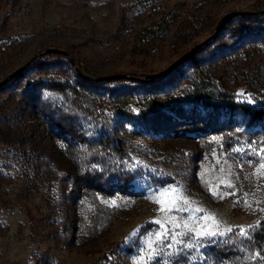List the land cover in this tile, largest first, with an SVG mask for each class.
Here are the masks:
<instances>
[{
  "label": "rangeland",
  "instance_id": "obj_1",
  "mask_svg": "<svg viewBox=\"0 0 264 264\" xmlns=\"http://www.w3.org/2000/svg\"><path fill=\"white\" fill-rule=\"evenodd\" d=\"M263 8L0 0V79L47 46L67 49L87 74H129L84 81L52 52L0 89V264H138L149 241L156 253L144 264H264L255 256H264V111L255 114L264 108V15H236L214 34L226 12ZM122 16L126 30L113 39ZM158 23L159 36L141 43ZM206 38L196 62L146 81ZM173 189L181 210L167 211L169 196L162 212L155 201ZM205 215L232 232L196 238L184 226L211 225Z\"/></svg>",
  "mask_w": 264,
  "mask_h": 264
},
{
  "label": "snow or ice",
  "instance_id": "obj_2",
  "mask_svg": "<svg viewBox=\"0 0 264 264\" xmlns=\"http://www.w3.org/2000/svg\"><path fill=\"white\" fill-rule=\"evenodd\" d=\"M261 168L264 169V164L261 165ZM228 187H233V185L231 184H228L227 185ZM214 195L216 193H213ZM172 197L170 203L167 204V211L168 212H171L173 210L175 211H180L181 209L179 207H177V203L178 201L181 199L177 194H176V190L173 189L171 190L170 192H167V193H162L161 194V197L162 198H158L155 202L160 204V210L162 212H164L166 210V201H165V197ZM185 204L187 203V201H183ZM196 212H202L203 210L202 209H195ZM201 220H204V221H211V225L205 223L203 225H198L197 227H189L188 225H185L184 227L187 228V231L192 233L196 238H203V237H214V236H217V235H225V232H232V229L231 228H227L225 229L224 232H221L219 231V222L216 221V218L214 216H202L200 217ZM156 223L158 224H162L163 225V221H156ZM175 227H180L179 224H176ZM249 232H250V229H244V228H241L239 230V235L242 236V237H245V238H249ZM168 235L167 231H164V232H161V233H158L155 237V241L156 243L158 244H161L163 245L164 244V237H166ZM179 235L183 236L184 234L183 233H180ZM175 243L177 244H181L182 241H179V240H176L174 241ZM171 243L168 245V247H171ZM187 247H193L192 245H186ZM147 247V253L145 255V257H143L140 261H138V264H144V261L146 259H150L152 256L155 255L156 253V249L153 247V244H152V241H149L148 244L146 245ZM255 256L258 258V259H261V260H264V256H261L259 253H256Z\"/></svg>",
  "mask_w": 264,
  "mask_h": 264
},
{
  "label": "water",
  "instance_id": "obj_3",
  "mask_svg": "<svg viewBox=\"0 0 264 264\" xmlns=\"http://www.w3.org/2000/svg\"><path fill=\"white\" fill-rule=\"evenodd\" d=\"M246 12H249L248 10H243V9H234V10H230L228 12H226L225 14H223L219 20L217 21L216 25H215V31L214 34L217 33V31L231 18H233L236 15L239 14H244ZM254 12H264V8L263 9H259L257 11ZM213 34V35H214ZM211 37V36H210ZM209 37V38H210ZM209 38H206L200 42H198L197 44H195L190 50H188L187 52H185L184 54H182L181 56H179L177 59H175L174 61H172L170 64H168L165 68L157 71V72H149V73H144V75L146 77L149 78H156L158 76L163 75L164 73H166L170 68H172L174 65H176L177 63L185 60L195 49L199 48L200 46H202ZM52 52H56V53H61V54H65L68 56L69 60L71 61L72 64L75 65V62L73 60V57L71 55V53L65 49V48H61V47H56V46H47L45 47L43 50H39L38 52H36L29 60H27L25 63H23L22 65L16 67L15 69H13L11 72H9L8 74H6L5 76H3L0 79V85L6 83L8 80H10L11 78H13L16 74H18L34 57L39 56V55H43L46 53H52ZM75 67L77 68L78 72L80 74H82L84 77H87L89 79H94V80H103V79H109V78H117V77H126L128 76V72L125 73H110V74H102V75H93V74H87L84 73L77 65H75Z\"/></svg>",
  "mask_w": 264,
  "mask_h": 264
},
{
  "label": "trees",
  "instance_id": "obj_4",
  "mask_svg": "<svg viewBox=\"0 0 264 264\" xmlns=\"http://www.w3.org/2000/svg\"><path fill=\"white\" fill-rule=\"evenodd\" d=\"M264 15V12H250V13H244L243 16L244 17H255V16H263ZM126 21V16H122L121 17V21H120V24L119 26L117 27L116 31L113 33V39L118 37V35L121 34L122 31H125L126 28H125V25H124V22ZM225 26H229V27H234V25L232 24V19L228 20L224 26L222 28H224ZM162 25L160 23H158L157 25H155V27L151 25H148L146 26V28H144L146 30V35L142 38L141 40V43H150L153 38L159 36V32H162L163 31V27L161 29ZM157 31V32H156ZM253 33L254 35H261L259 32L257 31H253L251 32ZM262 38L264 36H261ZM203 46H200L199 48L195 49L185 60H193L194 62L197 61V55L198 53L202 50ZM54 54H58V55H64V54H61V53H56V52H53ZM39 59H41V56H37L36 58H34L29 64H34L36 62L39 61ZM184 61V60H183ZM78 64V63H77ZM79 67H81L79 65ZM82 68V67H81ZM24 69V68H23ZM22 69V70H23ZM22 70L16 74L13 78L17 77L19 74H21ZM85 73L86 71L83 70ZM77 72V70H76ZM78 73V72H77ZM78 75L84 80V81H92L93 79H89L87 77H84L82 76L81 74L78 73ZM11 78V79H13ZM10 79V80H11ZM155 79H158V77L156 78H147L146 81L148 82H151V81H154ZM10 80H8L6 83L0 85V89L2 87H4ZM49 87L53 88V89H58V90H62L65 88V84H62L60 82H50L49 83ZM262 99H264V96H262ZM264 111V108L262 107H258L255 109V114H257V116H261L262 113ZM256 116V115H255ZM51 118L53 119L54 121V125H58L60 127V129H62L63 131H67V129L63 126L62 123H64L62 119H59V118H55V115H52ZM61 130V131H62ZM61 133V132H60ZM85 182L88 183V185H92L93 181L95 182H98L97 179L95 177H87L85 178ZM92 181V182H91Z\"/></svg>",
  "mask_w": 264,
  "mask_h": 264
}]
</instances>
